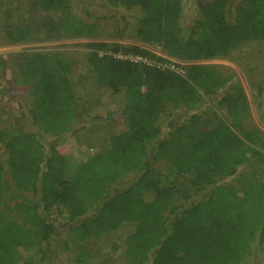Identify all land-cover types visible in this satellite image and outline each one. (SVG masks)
Returning a JSON list of instances; mask_svg holds the SVG:
<instances>
[{
	"label": "trees",
	"instance_id": "16d2710c",
	"mask_svg": "<svg viewBox=\"0 0 264 264\" xmlns=\"http://www.w3.org/2000/svg\"><path fill=\"white\" fill-rule=\"evenodd\" d=\"M96 1L0 0L9 42L94 40L88 74L62 52L15 62L25 95L16 114L0 106V264H50L56 220L69 223L77 264H243L253 243L264 250V181H243L240 197L231 185L252 159L264 172V152L244 142L261 137L239 135L215 114L245 113L246 98L233 76L198 61L264 41V0H195L190 19L186 0H103L136 7L134 28L122 14H95ZM128 35L182 61V71L141 47L105 42ZM119 49L149 62L117 57ZM111 108L126 131L108 121ZM73 133L90 156L68 179L56 146ZM157 160L177 185L164 184Z\"/></svg>",
	"mask_w": 264,
	"mask_h": 264
},
{
	"label": "rangeland",
	"instance_id": "374dc122",
	"mask_svg": "<svg viewBox=\"0 0 264 264\" xmlns=\"http://www.w3.org/2000/svg\"><path fill=\"white\" fill-rule=\"evenodd\" d=\"M185 4V18L190 19L194 15L195 0H186ZM112 12L124 15L132 28H134L140 14L136 7L126 11L120 8H111L106 5L103 0H97L95 2V14L107 15ZM93 41L92 38L88 37L45 39L38 34H32L21 42L13 43L9 42L3 31L0 30V106L3 107L2 105H5L10 113L16 114L19 108L18 98L25 95L24 86L15 84L14 82L17 72L15 62H17L19 56L35 52H62L73 59L75 71L81 75L88 74L89 69L86 64V58L91 51L88 45ZM105 42L117 43L123 48L126 46L141 47L153 52L155 55L163 56L160 60H152L157 65L164 67L168 66L178 72L182 71L179 68L184 64L182 61H176L173 58L166 57L161 53L160 48L141 42L134 35L108 39L105 40ZM115 55L120 58L127 57L128 59V57H130L131 59H139V56L126 54L122 49L116 51ZM137 61L149 62L145 59ZM198 62L217 66L223 74L233 76L240 85L246 98L247 108L245 113L234 115L223 111L221 108L219 109V107H214L215 114L218 117L234 121L236 125L234 130L239 135H241L243 131L255 132L258 134L261 137L258 140L250 142L245 139L244 142L264 152V147L261 145V143L264 142V41L251 42L250 45L241 51H230L224 56ZM0 112H2L1 109ZM108 121L119 131H126L127 129L126 119L120 111L112 110L108 116ZM201 123L204 124L203 121H201ZM241 137L244 138L243 136ZM56 148L64 157V177L68 179L75 174L79 166L90 156V151L84 144L82 136L77 133H73L68 138L64 139L57 144ZM2 153L3 151L0 149V155H2ZM252 161L253 163L248 162L247 165L242 168V176L237 185H231V189L234 190L239 197L244 194L241 190L242 188L245 189L243 181L247 182L248 179H252L254 182L260 184L264 181V172L261 170L259 163L253 159ZM153 167L158 175L162 174V181L164 184L177 185L180 181L179 175L169 169L164 161H155ZM7 196L11 197L8 193ZM7 203L11 204L12 200L7 201ZM218 203L219 202H214L210 207L219 209L220 206ZM55 225L59 234L52 244L50 264H77L74 259V246L70 240L69 234L66 232L69 223L67 224V222L63 220H56ZM250 251V254L243 264H264V250L260 243H253Z\"/></svg>",
	"mask_w": 264,
	"mask_h": 264
},
{
	"label": "built area",
	"instance_id": "2783aa9c",
	"mask_svg": "<svg viewBox=\"0 0 264 264\" xmlns=\"http://www.w3.org/2000/svg\"><path fill=\"white\" fill-rule=\"evenodd\" d=\"M124 58H127V57H124ZM128 59L134 60V61L141 60L140 57H139V59H131L130 57H128Z\"/></svg>",
	"mask_w": 264,
	"mask_h": 264
}]
</instances>
